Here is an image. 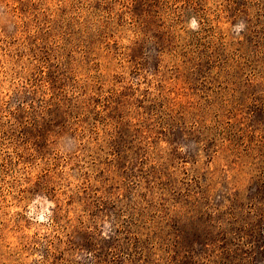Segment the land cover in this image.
Wrapping results in <instances>:
<instances>
[{
  "label": "rangeland",
  "instance_id": "1",
  "mask_svg": "<svg viewBox=\"0 0 264 264\" xmlns=\"http://www.w3.org/2000/svg\"><path fill=\"white\" fill-rule=\"evenodd\" d=\"M153 3L0 0V264H264V0Z\"/></svg>",
  "mask_w": 264,
  "mask_h": 264
},
{
  "label": "trees",
  "instance_id": "2",
  "mask_svg": "<svg viewBox=\"0 0 264 264\" xmlns=\"http://www.w3.org/2000/svg\"><path fill=\"white\" fill-rule=\"evenodd\" d=\"M139 1H141L142 4L148 3V5H154L153 0H139ZM154 1H156V0H154Z\"/></svg>",
  "mask_w": 264,
  "mask_h": 264
}]
</instances>
